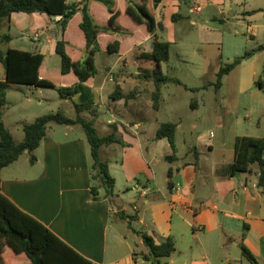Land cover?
Masks as SVG:
<instances>
[{
  "label": "crops",
  "instance_id": "obj_1",
  "mask_svg": "<svg viewBox=\"0 0 264 264\" xmlns=\"http://www.w3.org/2000/svg\"><path fill=\"white\" fill-rule=\"evenodd\" d=\"M79 1L68 0L76 3ZM134 1L145 3L156 23L162 24L163 29L156 31L157 39L160 40V33L166 32L170 43L174 42L177 21L184 18L190 20L189 14L198 17L203 8L209 6V1L225 2L162 0L155 6L153 0ZM114 2V9L118 12L115 22L120 29L115 33L98 34L101 51L97 54L116 55L117 58L112 66L104 67V77L101 80L95 78L96 69L95 75L86 82V86L95 95L96 114L102 107L107 115L106 124L109 130L112 129L111 125H115L111 122L116 118L121 120L123 125L121 129L116 125L115 127L117 136L126 145L113 144L100 150L106 158L103 161L108 162L109 172L114 179L113 198L127 201L136 212L131 216L145 227L139 234L141 245L142 234L150 236L156 244L166 238L172 239L174 252L168 257L166 264H264V186L258 183L257 169L252 168L234 177L220 174V169L234 160V142L238 136L233 138L232 161L214 163L212 171L207 174L200 172L199 163L200 154L205 149L210 151L213 148L211 134H200L194 143L186 145L187 151L183 152L182 158L191 155L194 160L192 163H180L181 156L176 143V132L181 128L179 122L175 123L174 153L167 138H155L161 124L156 128L151 127L153 118L150 117V110H160L161 98L159 108L155 110L151 98L155 89L152 68L137 65L140 60H144L155 67L154 62L143 58L144 54L151 52L154 37L147 32L144 25L135 24L126 15V0ZM229 3H234V0H229ZM194 5H199L201 11L191 13L190 9ZM184 9H187V13H184ZM89 11L97 25L108 24L110 14L102 4L90 1ZM252 11L264 13V10H250L243 14L251 18L254 13L249 12ZM172 18L177 21L174 22ZM59 19V16L49 17L37 13H13L10 21L3 22L0 27L2 34L10 36V42V31L14 27L20 32H30L29 38L33 40L35 47L33 51L28 52L44 55L39 77L50 81L56 88L69 87L78 81L73 73L62 75L57 64L55 70L50 67L51 60L58 56L55 53L57 40L63 38L67 42L66 52L74 61L82 58L85 49L84 35L78 27L81 14L77 13L71 19L63 33L59 27ZM190 24L196 26L197 22L191 19ZM35 34L38 35L37 38ZM250 37L254 38L253 34ZM115 40L119 41L118 50L109 53L108 45ZM7 44H3L1 49L10 48ZM131 66L136 68L134 73L128 70ZM3 75L1 81L5 79L4 68ZM150 83L153 88L146 94ZM167 84L161 86V97L162 87ZM22 87L40 91V97L44 98L50 93L46 88ZM105 89L110 92L104 93ZM8 94L7 91L6 101ZM77 100V96L72 100L64 99L65 103L72 105ZM192 106L195 108L197 104ZM83 115L85 118H92L87 113ZM2 119L11 132L3 114ZM257 137L264 138V135ZM182 139L185 146L186 140L184 137ZM116 149H121L123 154L120 162L111 158ZM24 155L26 152L0 171V192L21 211L38 220L92 264H131L134 254L138 256L147 252L144 245L139 253L132 251L129 234L121 233L119 228L112 229L110 226L112 218L124 220L118 214L123 211L121 215H125L124 204L121 205L122 210L116 211L110 199L103 198L102 192V198L92 199L90 149L80 125H48L46 135L39 146L27 153V160L20 162ZM167 156L173 158L166 159ZM31 158L33 161H30ZM160 159L170 166L167 168L166 178L158 185L154 168ZM197 176L211 180L210 183L202 182L208 186L206 193L196 194ZM134 182L136 185L130 192L129 186ZM168 182L171 183L170 187ZM130 193L134 196L127 198ZM136 195L144 199L146 206L150 205L149 202H164L169 208L168 215L163 211L160 214L152 212V217L146 223L139 215V200ZM243 248L253 260L247 258ZM224 251L225 254L221 257V252Z\"/></svg>",
  "mask_w": 264,
  "mask_h": 264
},
{
  "label": "rangeland",
  "instance_id": "obj_2",
  "mask_svg": "<svg viewBox=\"0 0 264 264\" xmlns=\"http://www.w3.org/2000/svg\"><path fill=\"white\" fill-rule=\"evenodd\" d=\"M250 10H264V0H234L232 4L229 0H225L224 3L209 1V6L203 8L198 17L189 14L190 20H196V26H192L187 18L176 22L169 60L162 64L164 74L179 79L187 88L194 90L184 89L182 85L175 83L163 86L160 110H150V117L153 118L151 127L156 128L159 124L166 122L180 123L181 128L176 132V143L181 156L180 163L194 162L191 155L182 158L183 152L187 151L186 145L194 143L200 134H211L212 150L205 149L200 154L201 173L207 174L212 171L214 163L223 164L232 161L235 136L264 135V49L258 51V48L264 45V13L258 11L251 18L243 14ZM184 13H187V9H184ZM10 34L12 41L7 44L10 48L22 51L34 50L35 44L29 38V31L20 32L14 27ZM251 34L254 38L250 37ZM159 35L161 41H168L166 32ZM246 52H252L253 56L244 60L226 75L222 80V88L215 94L213 87L207 84L215 82L220 65L229 63ZM116 58V55H96L95 78L97 80L104 77V67L112 66ZM149 63L140 60L137 65L153 70L154 66H150ZM55 64L58 65L57 68L60 67L58 56L51 60L50 67L54 70L57 69ZM128 70L134 73L136 68L131 66ZM3 77V67L0 64V81ZM257 80L262 81V89L257 87ZM152 88L151 84L146 94L150 93ZM46 90L50 93L44 98L40 97V91L33 89L22 86L8 88L9 94L3 109V116L5 123L11 129L15 142H20L23 138L22 124L29 123L36 117L57 111L66 117H75V110L71 103H65L56 90L47 88ZM109 92L108 89L104 91V93ZM194 104H197V107L194 108L192 106ZM95 117L98 135L109 134L110 130L106 124L107 115L102 107L98 109ZM120 121H115V125L121 129L123 125ZM183 137L186 140L185 146L182 142ZM27 153L30 152H26L20 162L29 158ZM122 155L121 149H116L111 158L120 162ZM100 159H106L103 153H100ZM168 166L170 165L167 162L160 159L159 164L154 168L155 181L158 185L166 178ZM202 182L210 183L211 180H204L197 176L195 180L197 195L206 193L208 190V186L203 185ZM135 185L134 182L129 186L130 192ZM133 196L134 194L130 193L127 198ZM135 197L139 200V215L146 223L152 217V212L160 214L163 211L165 215H168L169 208L164 202H149L150 205L146 206L143 203L144 199H140L137 195ZM115 202L119 206L125 205V219L119 221V219L112 218L110 226L112 229L119 228L121 233H128L132 251L139 253L144 248L139 243V234L145 227L132 219L131 215L136 212L127 201L115 198ZM223 254L225 251L221 252V257ZM138 256L141 257V253ZM168 261V258H161L159 264H166ZM0 264L30 263L24 259L11 263L0 262ZM142 264L155 263L152 260H143Z\"/></svg>",
  "mask_w": 264,
  "mask_h": 264
},
{
  "label": "trees",
  "instance_id": "obj_3",
  "mask_svg": "<svg viewBox=\"0 0 264 264\" xmlns=\"http://www.w3.org/2000/svg\"><path fill=\"white\" fill-rule=\"evenodd\" d=\"M95 1L102 4L110 14L108 24L99 26L95 23L89 11V2ZM162 0H153L157 6ZM126 15L137 25H144L147 32L154 37L152 50L143 55V58L154 62L152 70L154 75L155 89L152 93L153 108L158 110L161 98V86L167 83L182 85L181 81L174 77L164 75L161 64L167 63L170 55L168 41L158 40L156 31L162 30L161 23H156L154 17L147 9L145 3H137L134 0H126ZM114 0H80L68 2V0H0V27L3 22H9L13 13L44 14L49 17L59 16L61 33L66 30L71 19L81 14L79 29L84 35L85 49L81 59L72 60L66 52L67 42L62 38L57 40L55 53L60 58V73L66 75L73 73L77 82L69 87L56 88L53 83L39 77V68L44 60V55L31 53L1 46L10 42L8 34L0 32V63L4 68L5 79L0 81V171L15 162L24 152L34 151L45 137L48 125H80L84 131L86 141L90 149V181L91 195L93 200L100 198L111 199L114 197V179L109 172L107 161L100 159V150L113 144L125 146L126 144L117 136L115 125H111V131L107 135H98L95 128L97 104L92 90L86 86V82L96 73L95 55L101 51L98 42L99 33H115L120 28L116 25L118 12L115 11ZM257 11L249 12V14ZM175 22V18H172ZM119 41L115 40L108 45L109 53L117 52ZM264 45L258 48L263 50ZM253 56V53H244L235 57L231 62L221 64L212 86L215 92L222 87L223 78L244 60ZM11 85L29 86L35 88L54 89L63 99L72 100L77 96V102H73L75 117H66L60 111L36 117L31 123L22 127L23 138L15 142L9 129L2 121L3 109L6 103V93ZM256 85L262 89V81L257 80ZM194 90V89H190ZM83 113L92 118H85ZM176 124L173 122L162 123L156 131L155 138H167L172 152H175ZM173 156H167L171 159ZM30 161H33L31 158ZM252 168L257 169L258 183L264 186V138L252 136H238L234 142V160L223 166L220 174L226 177H234L237 174L246 173ZM171 183L168 182L170 187ZM102 192V196H100ZM123 213V211L118 214ZM125 219L124 216H121ZM132 219H134L132 217ZM143 245L147 252L142 254L143 260H152L159 264V259L168 258L174 252V243L171 238H166L160 244L142 234ZM249 260H253L249 252L243 248ZM133 256H136L134 254ZM27 259L30 264H92L74 249L53 234L38 220L21 211L0 192V262L11 263L13 261Z\"/></svg>",
  "mask_w": 264,
  "mask_h": 264
},
{
  "label": "built area",
  "instance_id": "obj_4",
  "mask_svg": "<svg viewBox=\"0 0 264 264\" xmlns=\"http://www.w3.org/2000/svg\"><path fill=\"white\" fill-rule=\"evenodd\" d=\"M201 11V7L199 6V5H194L191 9H190V12L191 13H198V12H200ZM35 37L37 38L38 37V35L37 34H35ZM115 121H117V120H112V124H115L116 122ZM142 262H143V258L142 257H140V256H133L132 257V260H131V264H142Z\"/></svg>",
  "mask_w": 264,
  "mask_h": 264
},
{
  "label": "water",
  "instance_id": "obj_5",
  "mask_svg": "<svg viewBox=\"0 0 264 264\" xmlns=\"http://www.w3.org/2000/svg\"><path fill=\"white\" fill-rule=\"evenodd\" d=\"M110 202H111L112 206L116 209V211L122 210V206L117 205L115 202V199L113 197L110 199Z\"/></svg>",
  "mask_w": 264,
  "mask_h": 264
}]
</instances>
